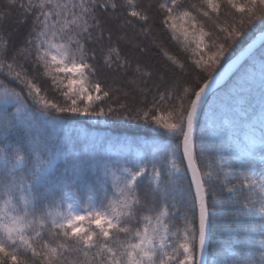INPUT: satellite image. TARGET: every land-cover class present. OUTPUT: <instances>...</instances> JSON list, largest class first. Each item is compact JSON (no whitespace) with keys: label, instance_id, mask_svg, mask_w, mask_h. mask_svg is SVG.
Segmentation results:
<instances>
[{"label":"snow or ice","instance_id":"obj_1","mask_svg":"<svg viewBox=\"0 0 264 264\" xmlns=\"http://www.w3.org/2000/svg\"><path fill=\"white\" fill-rule=\"evenodd\" d=\"M155 17L197 83L154 84L151 105L105 111L98 58L146 92L139 38ZM0 77V264H264V0H0ZM233 77L223 135L197 136ZM75 116L143 120L169 142H74L60 133Z\"/></svg>","mask_w":264,"mask_h":264},{"label":"trees","instance_id":"obj_2","mask_svg":"<svg viewBox=\"0 0 264 264\" xmlns=\"http://www.w3.org/2000/svg\"><path fill=\"white\" fill-rule=\"evenodd\" d=\"M148 0H145L147 3ZM153 4L156 3V0H151ZM185 7L190 6L191 4H199V0H183ZM227 11V9H225ZM223 19V16L221 17ZM208 26L211 27V22H208ZM259 30L254 29L250 34L253 38ZM16 40L20 38V35L14 37ZM143 45L147 47V51L144 56L141 58V63L144 65L146 71H152L154 73L151 80L148 81L146 92L142 93L140 89L127 84V79L129 77H124L121 75H114L109 73L107 70L101 69L100 64L102 61L97 62V75L92 77L93 81L99 80L103 90L110 91V96L101 102H98V106L104 107L105 111L111 106L114 109H119L121 104H124L128 109H135L137 107H146L153 103L154 98H158L157 89L154 84L161 85V90L169 85L174 83H179L183 86H186V81L191 83H197L194 80V73L197 71L194 66L191 64L189 57L191 53H186L180 49L176 41L171 39V33L167 29H163L159 24V17H155V23L153 25L152 34L148 37L139 38ZM155 40V43H153ZM249 38H245L244 42L239 46L231 49L233 52L232 58L235 54L240 51L249 41ZM165 51L168 54L179 58L180 60L186 63V69L184 70V79H180L182 72L178 66L172 65L165 55ZM164 69H171L166 74ZM160 75H165V81L161 82L158 77ZM201 79L198 83L202 84L204 80L208 78L207 74L201 73ZM0 79H4L0 77ZM235 80V77L232 80L224 84L223 87L217 89L214 92V95L211 98L210 105L206 110V114L202 115L198 124L197 136L201 134L202 131L208 132L213 136H221L224 131V121L226 119L232 118L231 107L235 106L233 101L227 99L225 93L229 86L232 84V81ZM8 83L7 80L4 81ZM15 87V85H11ZM127 93V95H125ZM248 95V94H245ZM50 98L54 97L58 102L63 103V98L55 93H49ZM253 102L259 101V91L254 90L251 93ZM31 104V101H28ZM11 111V109H9ZM94 120V121H93ZM104 117H87V116H75L72 118V122L64 130L62 135H67L72 138L75 142L79 140L83 142L85 137H88V140H96L97 142L103 140L105 137H124L128 139H137L139 141L151 139L156 140L159 144H166L169 142L166 135L159 134L161 130L157 129L154 125L146 124L143 120H116L111 119V122H104ZM59 133L60 130L58 129ZM107 133V134H106ZM105 148H108V145L105 144ZM188 180H184L185 186H187ZM181 213L185 211L183 206L180 207ZM176 223L181 224L180 220H177ZM216 241H213V244L210 246V253L215 249ZM209 258L212 259V256L209 255Z\"/></svg>","mask_w":264,"mask_h":264},{"label":"water","instance_id":"obj_3","mask_svg":"<svg viewBox=\"0 0 264 264\" xmlns=\"http://www.w3.org/2000/svg\"><path fill=\"white\" fill-rule=\"evenodd\" d=\"M259 34H260V32H258L257 35H255L252 39H254V38H256L257 36H259ZM250 42H251V40H250L248 43H250ZM246 46H247V44H246ZM246 46H245V47H246ZM257 46L259 47V42H258V45H257ZM239 52H240V51H239ZM239 52L236 53L235 56H236V55H239ZM233 59H235V57H234ZM225 79H227V78H225ZM221 84L224 85V81H221ZM218 88H219V87H218ZM189 179H190V177L188 178V180H189Z\"/></svg>","mask_w":264,"mask_h":264},{"label":"rangeland","instance_id":"obj_4","mask_svg":"<svg viewBox=\"0 0 264 264\" xmlns=\"http://www.w3.org/2000/svg\"><path fill=\"white\" fill-rule=\"evenodd\" d=\"M93 94H96V93H93ZM94 121V120H93ZM107 134V133H106ZM141 142H148V143H152V142H155V143H159L157 141H154V140H142ZM211 260V259H210Z\"/></svg>","mask_w":264,"mask_h":264}]
</instances>
